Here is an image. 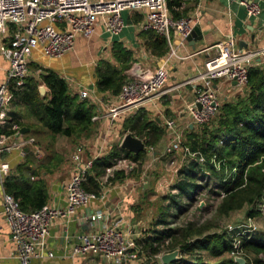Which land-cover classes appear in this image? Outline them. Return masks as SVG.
<instances>
[{"label":"built area","instance_id":"1","mask_svg":"<svg viewBox=\"0 0 264 264\" xmlns=\"http://www.w3.org/2000/svg\"><path fill=\"white\" fill-rule=\"evenodd\" d=\"M199 1L197 0L190 14L172 18L165 0H0V34L6 33L7 27L10 26L7 40L0 44V53L8 63L0 81V125L7 117L14 91L21 88L27 77V57L31 49L38 46L44 56L59 57L72 48L76 34L89 37L97 24L104 32L117 34L124 26L122 11L142 14L136 24L138 30H150L167 38L169 30L172 29L181 39H185L198 22L201 9ZM239 4L244 7L247 16H256L259 13L256 2L240 0ZM211 47L214 48V54L207 57L194 75L184 82H191L193 86V97L186 106V111L190 123L195 126L207 123L221 103L213 86L215 80L234 82V86L243 90L247 68L264 62V46L253 50L235 48L233 38L227 37L215 42ZM123 75L120 89L113 96L116 107L109 108L104 117L114 118L119 109L137 108L165 91L163 85L166 73L162 67L153 71L130 68L125 70ZM76 88L80 99L87 96L85 89L79 86ZM94 119H97V116L90 117V120ZM164 127L169 134L165 149L167 155L177 149H181L183 154L195 155V152L189 151L185 146L180 148V133L173 118L165 119ZM5 130L8 133L0 132V154L14 149L22 158L28 149L35 158L40 157L41 151L34 138L23 136L16 123L11 122ZM84 151V142H76L67 154L70 174L64 184L63 207L44 203L36 210L23 211L19 208L18 200L2 188L0 214L7 224L18 264H30L33 258L41 257L42 254L51 257V252L45 250L44 245L51 222L55 218L69 217L76 208L85 206L96 197L82 186L95 158H84ZM120 161L124 162V171L131 170L134 165L124 158L117 160L115 164ZM8 169L7 162L0 161L1 182ZM107 218V213L101 209L83 214L82 219L89 227L95 228L98 224L99 227L77 234L70 255L90 254L114 264H136L141 256L131 229L116 224L107 225ZM237 248V241H234L233 249L229 252L233 260L240 256ZM157 255L156 264H161L160 253Z\"/></svg>","mask_w":264,"mask_h":264},{"label":"crops","instance_id":"2","mask_svg":"<svg viewBox=\"0 0 264 264\" xmlns=\"http://www.w3.org/2000/svg\"><path fill=\"white\" fill-rule=\"evenodd\" d=\"M183 1H185L186 6H189L186 15L190 14L194 10L197 0ZM239 1L200 0V16L194 26L196 30L189 39H181L179 34L170 29L168 37L165 38L166 50L162 55H154L147 49L148 30H138L136 28L142 14L129 11L121 16L126 24H124L125 28L122 27L124 30L121 29L117 34H109L104 32L102 27L97 24L89 37L76 34L72 48L59 57L44 56L38 46L31 49L27 57V76L37 80L39 74L43 73L44 70H51L64 80L69 94H75L80 99L76 87L79 86V88L87 91V96L83 99L92 104V116H97V119L91 120L90 133L92 134L83 140L85 145L84 158L97 157L108 153L113 146H119L121 137L126 132L141 139V137L123 127L125 122L131 124L127 121H135L136 116H139V119L144 117L147 121H154L162 131L157 141L152 147H148L147 151L150 152L153 158L169 160L170 155L165 153L169 142V134L164 127L165 120L162 121L161 116L164 112L175 116L173 119L177 124V129L183 121H187L185 126L188 129L195 127L190 123L186 111V106L193 97V86L191 82H184L194 75L196 69L201 66L207 57L214 54V48L211 46L227 37L233 38L235 48L253 50L264 46V0H245L246 2L253 1L257 3L259 13L256 16H247ZM9 31L10 26L7 27L6 33L0 34V44L7 40ZM112 42L120 43L131 54L129 64L122 70V73L130 68L138 67L153 71L162 67L166 73V78L163 85L165 91L162 94L139 105L137 108L119 109L116 117L108 118L104 117V114L109 108L116 107L114 95L108 91L96 89L94 68L99 60L115 64L111 56ZM7 65V60L0 53V81L3 79ZM213 86L221 101L234 97H230L228 92L240 90L232 82L228 83L222 79L215 80ZM23 107L25 108L21 103L14 102V99L10 102L9 112L0 125V132L4 131L11 122H14V119L21 120L22 118L28 124L35 123L26 108L25 113H23ZM18 109H21V111L19 112ZM20 128H24V131L20 132L23 136H32L33 126L30 128L21 126ZM35 135L38 136L40 141L41 155L39 158L32 155L33 158L41 159V147L46 150L44 156H51L54 150L50 149L52 152L49 153L50 150H47L46 146L47 140L43 136L39 138L37 133ZM27 151L28 149L25 150V153ZM48 157L45 160H48ZM24 159L25 156L20 158L14 149L1 153L0 161L7 162L9 167L5 175L15 173V166ZM126 160L130 161L129 159ZM51 162L54 165L50 166L48 170L42 169L40 172V177L45 184V204L63 207L65 205L64 184L69 177L70 168L67 162L57 161L55 163L53 160ZM104 177L106 178V171L96 178L99 190L95 198L85 206L76 208L75 212L69 217L65 219L55 218L51 222L44 240L45 250L51 252V257H46L41 253L42 256L33 258L30 264H114L90 254L70 255L75 236L82 232H89L93 228L89 227V224L82 219V215L94 209H101L107 213L108 218L105 221L107 225L116 224L123 228L129 227L135 241L144 237L141 236L140 231L135 229L140 224V217L138 211H133V203H136L133 181L123 177L111 185H108V183L105 185L102 184ZM30 178L34 179L36 177L30 176ZM2 188L0 181V194ZM98 227L99 224L93 229ZM0 264H18L14 255V246L9 239L7 224L1 214Z\"/></svg>","mask_w":264,"mask_h":264},{"label":"trees","instance_id":"3","mask_svg":"<svg viewBox=\"0 0 264 264\" xmlns=\"http://www.w3.org/2000/svg\"><path fill=\"white\" fill-rule=\"evenodd\" d=\"M172 18L186 15L189 6L183 0H165ZM147 49L154 55H162L166 50L163 36L148 30ZM111 56L115 64L99 60L94 68L95 87L99 91H108L115 95L120 89L125 69L131 58L128 50L118 42L111 44ZM43 85L46 92L39 96L37 87ZM14 98L27 109L35 123L18 124L19 127L33 126V132L47 137V150H50L53 135L78 138L90 133L93 106L85 99H78L75 94H69L64 80L51 70H44L38 79L27 76L20 89L14 91ZM13 98V99H14ZM12 114V113H11ZM136 116L131 124L123 127L141 137L147 147H152L162 131L154 121H147ZM38 124L39 127L36 125ZM31 125V126H30ZM6 133L8 131L4 130ZM32 132V133H33ZM143 133V136H142ZM188 141L184 146L195 152V159H190L178 171V180L174 184L176 194L170 195V203L175 204L180 196L191 197L196 188L194 179L204 176L205 171L216 176L223 195L219 209L228 211L238 209L244 204L253 205L264 195V62L252 65L246 71V84L241 94L232 99L221 101L217 112L198 133L188 129ZM35 143L39 146L38 136ZM52 150L49 151L51 153ZM44 156L38 164L31 162L32 152L25 153V159L15 166V173L7 174L2 179L3 190L18 200L19 208L32 211L45 203V184L40 177L41 170H48L57 163L55 152ZM143 152L133 154L119 146H113L108 153L93 158L83 188L97 195L99 184L97 177L104 174L121 158L137 162ZM48 157V160H45ZM201 158V164L196 158ZM118 174V176H117ZM30 176L36 178L31 179ZM116 177L121 172H115ZM169 209V205L162 208ZM248 215H251L248 213ZM147 231L146 236L138 238L136 244L140 256L151 257L159 252L158 247L167 239L165 251L177 249L179 255L193 252H205L210 257L217 258L222 253L229 254L237 241L238 250L243 264H264V235L250 233V238L239 234L235 229L222 233L201 234V229H194L191 224L182 227L169 228L165 226L164 212L160 213ZM144 264V263H143ZM169 264H238L230 256L220 257L214 261H206L201 255L192 259L179 256Z\"/></svg>","mask_w":264,"mask_h":264},{"label":"rangeland","instance_id":"4","mask_svg":"<svg viewBox=\"0 0 264 264\" xmlns=\"http://www.w3.org/2000/svg\"><path fill=\"white\" fill-rule=\"evenodd\" d=\"M127 12L122 11L121 16H124ZM123 28L122 30H124ZM241 91L243 90L228 92V95L233 97L241 94ZM14 102H17L15 98ZM18 110L19 112L21 111V109ZM23 113H25V108L23 109ZM23 113L21 112V114ZM161 117L163 121L166 118H174L175 116L164 112ZM17 121L20 125L27 123L22 118ZM186 122H181L178 128V132L180 133V148H183L185 142L188 141L186 137L188 131V128L185 126ZM36 126L39 127L38 124ZM203 127L204 124L195 126L193 127V132L198 133ZM91 134L82 135L78 138L53 135L50 149L54 150L56 154L55 159L59 162H67V154L71 146L76 142H83ZM31 135L37 140L34 132H31ZM46 138L45 136L44 139ZM38 144L40 146V141ZM41 150V159L31 158L32 163L38 164L44 159L46 150L43 147H41ZM190 159H195V155L183 154L181 149L173 151L169 156V160L166 161L164 158H153L150 152L147 151L142 154L140 160L134 162L132 169L126 171V173L122 169L124 162H117V164L109 168V171H106V178L104 177L102 184L106 185L108 183V185H111L123 177L133 181L136 202L133 203V211H138L140 217V224L135 229L141 232V236H146L147 231L152 227L151 223L159 218L160 213L163 212L165 215V226L169 228H177L185 224H191L194 229H201V234L222 233L228 228H234L239 234H243L244 237L249 236L250 238L251 232L262 233L264 235V195L259 202L253 205L244 204L238 209L222 211L219 209V203L223 195V190L216 176L208 170H204V176L194 179L193 182L196 188L192 191L191 197L180 196L176 205L170 203L169 196L176 194V189L173 186L178 180V171ZM196 161L200 164L202 162L200 158H196ZM115 172H121V176L116 177ZM165 205H169V209L166 211L162 209ZM248 213L251 215H248ZM167 243L168 240L166 239L162 245H159L158 253L162 254L166 252L165 245ZM157 254L151 257L143 256L136 264H156L158 259ZM198 254L206 261H214L217 258L229 256V254L222 253L219 257L214 258L208 256L205 252L179 255L177 251L178 258L179 256H183L192 259Z\"/></svg>","mask_w":264,"mask_h":264},{"label":"water","instance_id":"5","mask_svg":"<svg viewBox=\"0 0 264 264\" xmlns=\"http://www.w3.org/2000/svg\"><path fill=\"white\" fill-rule=\"evenodd\" d=\"M195 30H196V28L193 27L190 34L188 36H186V39H189V37L193 34V32ZM233 83L234 82H232V84ZM37 90H38L39 96H43V94L46 91L43 85H39L37 87ZM197 107H198V105H197ZM23 131H24V128H20V132H23ZM119 147L126 150V151H129L133 154H136L138 152H146L148 150V147L144 145V143L141 139L131 135L129 132H126L123 134V136L121 137V140L119 142ZM177 259H178L177 250H171L168 252H164V253L160 254V256H159V260H160L161 264H169L173 261H176ZM234 261L237 262L238 264L244 263V260L241 257L235 258Z\"/></svg>","mask_w":264,"mask_h":264}]
</instances>
